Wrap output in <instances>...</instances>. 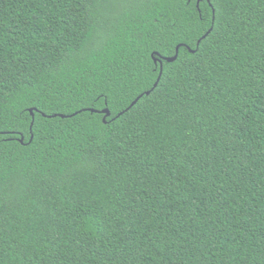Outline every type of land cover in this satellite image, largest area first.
Wrapping results in <instances>:
<instances>
[{"label":"trees","instance_id":"1","mask_svg":"<svg viewBox=\"0 0 264 264\" xmlns=\"http://www.w3.org/2000/svg\"><path fill=\"white\" fill-rule=\"evenodd\" d=\"M208 1L0 0V264H264V0Z\"/></svg>","mask_w":264,"mask_h":264},{"label":"water","instance_id":"2","mask_svg":"<svg viewBox=\"0 0 264 264\" xmlns=\"http://www.w3.org/2000/svg\"><path fill=\"white\" fill-rule=\"evenodd\" d=\"M196 1V8L198 9V7H199V3L201 2V0H195ZM207 2H209L208 0H206ZM213 14H214V12H213ZM214 22V18L212 19V23ZM212 31V28L197 42V45H196V47L198 48L199 47V45H200V43H201V41H203L204 39H206V37L210 34V32ZM181 46H178L177 48H176V50H175V56H173L172 58H163V60L165 61V62H167V63H172V62H174V61H176V59H177V55H178V50H179V48H180ZM187 50L190 52V53H194L195 51H192V50H190L189 48H187ZM154 62L155 63H157V61L156 60H154ZM159 66H160V74H159V77H158V79H157V82L154 84V88L157 86V84H158V81H159V79H160V76H161V73H162V62L161 61H159ZM150 94V92H147L146 93V95H149ZM141 97V96H140ZM140 97L139 98H137L131 105H130V107L129 108H131L133 105H135V103L140 99ZM91 112H95V111H91ZM29 113H30V115H31V117H32V119H34V115H33V111L32 110H29ZM99 113H101V114H104V116H105V118H107V117H109L110 116V113H109V111L107 110V109H104V110H102V111H100ZM43 117H45L44 115H42ZM52 118H55V117H60V118H65L64 116H62V115H54V116H51ZM50 117V118H51ZM105 118H104V120H105ZM32 136L30 137V140H29V143L32 141ZM20 143L22 144L23 143V138L20 140Z\"/></svg>","mask_w":264,"mask_h":264}]
</instances>
